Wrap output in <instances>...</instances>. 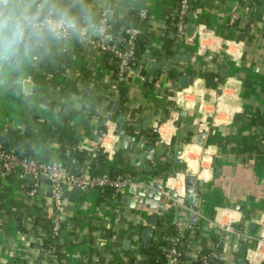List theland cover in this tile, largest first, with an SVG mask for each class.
I'll return each mask as SVG.
<instances>
[{
	"label": "crops",
	"instance_id": "1",
	"mask_svg": "<svg viewBox=\"0 0 264 264\" xmlns=\"http://www.w3.org/2000/svg\"><path fill=\"white\" fill-rule=\"evenodd\" d=\"M252 1L250 4L248 0H197L189 5L185 15L186 23H194V30L179 38L167 22L174 10V0H89L91 15L99 12L106 18L125 16L129 10L137 11L141 7L146 10L145 17L132 20L133 27L146 32L149 46L145 51L156 61V68L149 70V59L143 56L139 64L154 81L144 82L135 70L124 80L126 119L131 130L124 132L133 136L131 148H120L119 136L112 154L89 158L91 177L117 172L136 184L119 190L118 198L104 194L99 187H88L76 195L71 210L66 209L64 199L57 213L61 234L56 242L61 256L46 260L39 241L47 233L45 222L49 223L53 215L49 197H41L42 207L37 208L18 188L16 180H2L0 264H127V259L140 246L135 237L148 225L151 214L157 216L152 227L158 229L154 239H159L161 231L169 228L182 235L187 264L217 244L219 258L213 264H246L245 250L254 244L264 220V0L260 5ZM198 23L204 24L209 32L201 53L195 36ZM88 36L86 31L80 33L77 62L83 61L90 68L92 81L99 85L98 94L107 95L113 89L112 72L100 51L88 43ZM167 38L171 40L167 42ZM165 43L173 53L183 55L170 69L178 73L177 77L192 75L190 84L179 86L177 77H167L168 70L160 63V58L165 56L156 57ZM225 43L235 53L233 57L222 51ZM37 60L34 48L22 62L0 71V131L6 126L20 129L31 115L60 125L57 109L61 105L62 113H70L69 124L77 149L90 155L99 125L104 127L115 118L106 113L85 118L80 112L85 95L72 92L63 94L56 106L49 109L39 96L55 85L57 77L46 74L42 79V67ZM77 62L64 72L74 74L79 69ZM201 69L217 71L223 78L215 87H205L199 75ZM221 69L224 74L220 73ZM217 96L222 103L219 109L215 107ZM107 97L111 99L115 95ZM108 99L103 98L102 105ZM201 121L206 122V130L201 127ZM31 126L35 156L43 158L48 151L59 165L57 143L43 131H36L37 122ZM160 131L164 140L158 143ZM202 131L205 132L203 145L192 142L193 134ZM148 148L153 151L145 163L155 167L154 172L140 169L135 166V160L131 161L135 154ZM169 150L179 151L180 165L173 163ZM68 158L75 160L78 174L88 178L85 162L73 156ZM59 167L68 171L67 160ZM186 174L202 182L196 186L197 198L190 205L183 199ZM143 181L161 184L160 213L142 203L130 208L121 202L122 195L133 201L129 189ZM216 216L220 224L230 220L229 231L208 225ZM191 217L195 221L188 228ZM124 239L129 240L127 249L122 248Z\"/></svg>",
	"mask_w": 264,
	"mask_h": 264
},
{
	"label": "trees",
	"instance_id": "2",
	"mask_svg": "<svg viewBox=\"0 0 264 264\" xmlns=\"http://www.w3.org/2000/svg\"><path fill=\"white\" fill-rule=\"evenodd\" d=\"M190 4L197 2V0H190ZM255 5L262 4L263 0H253ZM248 3L251 4V0H248ZM60 6L68 11L69 16L72 18L73 27L69 29L68 34L65 37H48L44 42L35 47V55L38 58V64L42 67L41 78L46 77V74H49L52 78H56L55 85L43 95L39 96L41 101L49 108H53L59 102L60 97L65 93H77L85 95L84 104L80 108V112L85 116V118L90 117L91 115H100L106 113L111 118H115L116 115H122L123 121L121 124H116L117 127L123 128L124 131L130 132V128L127 124L126 113L127 108L125 106L126 99V86L124 80L128 78V74L119 79L115 74V59L112 53L108 50H99L104 62L108 61V65L111 69V78L113 83V89L107 92V95H100L97 92L99 85L92 81V74L90 68L84 66L83 61H78V52H79V37L81 33V27H83L82 16L91 15L92 7L89 4V0H60ZM176 8V0H174V10ZM172 13L168 16L167 22L174 31V22L175 15ZM102 13L97 12L96 14L91 15L92 20L97 22L98 19L102 16ZM138 17V11L129 10L128 14L125 16L110 17L106 18L109 27L107 32L110 38L116 37L117 35H126V29L133 27L132 21L134 18ZM186 21V20H185ZM110 39L109 42L112 41ZM133 48H134V63L133 69L136 73L146 76V72L140 66V60L143 57V53L146 48L149 46V41L147 38L146 32L138 29V32L133 35ZM171 39L167 38V42ZM163 51L161 54L156 55L157 58L160 55L169 57L173 54L172 49L169 47L168 43H165L162 47ZM73 62H77L79 69L74 72V74L65 73L64 69L70 67ZM192 73V71H189ZM176 72L172 69L166 71V75L169 78L175 79L177 77ZM200 77L203 78L205 87H215L217 82L220 81L223 76L220 75L217 71L212 70H200ZM37 76V75H36ZM147 77V76H146ZM31 78H34L31 76ZM48 78V77H47ZM46 78V80H47ZM152 75H149L148 78L143 79L146 83H151L154 81ZM40 80V78H39ZM46 83V82H45ZM115 95L114 98L107 97L108 95ZM103 98H109L106 105H102L101 101ZM112 103L116 104V109L113 113L110 111V106ZM109 109V110H108ZM57 112L60 114L61 123L60 125L55 123L47 122L46 120H37L35 115H31L29 118H26L22 127L20 129L11 128L6 126L3 130L0 131V147L7 151L9 154L15 156L19 159L34 160L38 162H48L52 161L50 157V152L46 151V154L43 158L35 156L33 150V131L31 124L37 122L38 126L36 131L41 130L46 133L51 140L57 143V155L61 159L60 166H64L65 161L68 157L73 156L79 162H85L84 168L88 172L89 176L92 175V161L89 160V153L82 152L76 147V140L71 134L72 126L69 124L70 113H62L61 105H58ZM62 115V116H61ZM102 125H99V131L103 129ZM98 131V132H99ZM94 175V174H93ZM108 178H127V176L120 175L115 172L108 176ZM2 180H16L18 188L21 190L27 189L30 185L28 178H23L22 180L18 179L17 173L14 170L4 171L3 175L0 176V183ZM21 183L24 184V187L21 188ZM1 185V184H0ZM103 190L104 194L110 196L113 195L114 198H118L119 192L115 191L113 188L108 186L99 187ZM99 189V190H100ZM102 195V194H101ZM2 195L0 194V198ZM100 199V195L98 196ZM43 198L35 197L32 202L37 208L42 207ZM41 203V204H40ZM33 205V204H32ZM50 222H45L46 226V235L40 238L39 244L41 252L45 255V259L51 257L59 258L61 255L58 253V244L56 240H53L48 235V228ZM176 232L175 229H164L161 231V236L165 233L164 237L159 239L150 240L147 246H138L134 256H131L127 259V264H166L164 259L165 248L167 247V239L169 236L173 235ZM167 235V236H166ZM166 236V238H165ZM180 240V252H181V261L182 264H187L184 260V249L182 246V235L179 238ZM53 247L51 252H48V249ZM218 260V259H217ZM217 260H206L207 264H213ZM191 264H203L200 260V257L197 260L193 261ZM261 264H264L261 263Z\"/></svg>",
	"mask_w": 264,
	"mask_h": 264
},
{
	"label": "built area",
	"instance_id": "3",
	"mask_svg": "<svg viewBox=\"0 0 264 264\" xmlns=\"http://www.w3.org/2000/svg\"><path fill=\"white\" fill-rule=\"evenodd\" d=\"M190 3V0H176V8L173 12L175 15L174 34L179 38L185 34V15ZM262 7L264 12V2ZM137 11L139 18L145 17L146 10L144 7L139 8ZM95 24L97 28V34H90L87 37V41L91 46H94L101 51L108 50L112 53L115 59V74L117 78L121 79L124 74L130 73L134 70V48L132 38L133 35L138 32V29L135 27H130L126 29L125 36L117 35L112 39L107 32L109 24L107 23L106 17L104 15H102L98 21L95 22ZM72 27L61 30L60 33L56 35V37H65L68 34L69 29ZM80 30L81 32L85 31L83 27H81ZM195 36L198 49H204L206 46L204 41L209 36V32L207 31V28H205L204 24L198 23L196 25ZM110 39H112L111 42H109ZM225 44L226 45L222 51L226 54H230L231 57H233L235 53L230 52L228 50L227 43ZM139 76L141 79L148 78L141 74H139ZM179 92H181L180 89ZM220 96L215 98V107L217 109L222 106ZM200 124L202 125L201 127L203 130L207 129L206 122L201 121ZM158 134L159 138L157 142L161 143L164 140V135L161 133V131L158 132ZM118 139L119 135L117 133L115 121L111 120L110 124L105 123L104 128L96 134L93 148L90 151V158L95 157L97 154H112L114 144L118 141ZM10 170H14L17 173L18 179L20 180L26 178V175H29L28 180L30 185L27 187V189H23V192L30 200H33L35 197H37V194L40 191V176H47L50 192L49 199L53 211L48 228V235L53 240L58 239L61 234L60 222L57 213L63 207L64 198L62 196V184H66L68 187L75 186L79 191H83L88 187L102 186H108L113 188L115 191H119L129 184H136L127 178H108L104 176L84 178L78 173L77 175L73 176L69 174L68 171L61 169L59 165L53 160L48 162H38L34 160L19 159L0 147V176L3 175L4 171ZM20 187L23 188L24 184L21 183ZM194 221L195 218L191 217L188 228L193 227ZM230 224V220L224 224H220L219 218L217 216L214 219L208 221L209 226L217 225L226 231H229L231 226ZM262 226L263 227L259 235L254 238V244L245 250L246 264H261L264 262V220L262 221ZM180 236L181 234L179 232H175L167 239V247L165 248L164 253L166 264H182L179 240ZM217 245H214L206 254L200 256V260L203 264H207V259L217 260L219 258ZM51 250H53V247H50L48 252H51Z\"/></svg>",
	"mask_w": 264,
	"mask_h": 264
},
{
	"label": "water",
	"instance_id": "4",
	"mask_svg": "<svg viewBox=\"0 0 264 264\" xmlns=\"http://www.w3.org/2000/svg\"><path fill=\"white\" fill-rule=\"evenodd\" d=\"M107 16V13H105ZM83 29L90 35L97 34V28L95 22L91 21V17L89 15L82 16ZM194 30V23L187 22L185 24V34L188 32H192ZM173 35V32L170 33ZM202 51L199 50L198 53ZM143 56L149 59L148 69L154 71L156 68V61L151 59V54L148 52H144ZM183 58V55L179 52L173 53L168 58L161 57L160 63L162 64V68L164 70H169L171 68L172 63L177 62L179 59ZM223 67V66H222ZM221 74H224L223 69L220 70ZM193 80L192 75H179L177 77V85L183 86L185 83L190 84ZM76 105V104H75ZM74 105V106H75ZM66 107V106H65ZM116 109V104H112L110 106V111L114 112ZM123 121L122 115H116L115 122L117 124H121ZM117 133L120 136V148L122 149H130L133 141V136L124 132L123 128H118ZM205 136V132L195 133L192 136L191 141L197 143L198 145H203V139ZM139 146V145H138ZM153 151V148H148L147 150L135 154L131 161L135 160V166L139 167L143 170H150L151 172L155 171V167L149 166L145 163L146 158L149 157L150 153ZM169 153H172L173 163L176 165L181 164V159L177 158L179 151L169 150ZM67 165L69 166V174L75 176L78 173V166L75 164V160L73 158L67 159ZM26 178H29V175H26ZM201 181L195 180V177L192 174H186L183 176V199L184 201L190 205L195 202L197 198L196 186H201ZM40 191L38 192V197H50L49 192V181L47 180L46 175L40 176ZM161 184L158 182L152 181H143L135 186H131L129 191L133 193L134 200L132 201L127 196L122 195L120 197L121 202L126 203L128 207L133 208L136 203H142L146 208L153 209L155 213H160L162 210L163 203L161 202V192H160ZM87 191V190H86ZM79 193L77 187L72 186L68 187L66 184H62V196L66 200L67 205L66 209L71 210L73 207V203L75 202L76 195ZM157 223V216L155 214H151L147 219V226H144L140 229L138 235L135 237L136 240H139L140 246H147L149 241L154 239V235L158 234V229H153ZM248 227L251 226V222H248ZM129 245V240H122V248L127 249Z\"/></svg>",
	"mask_w": 264,
	"mask_h": 264
},
{
	"label": "clouds",
	"instance_id": "5",
	"mask_svg": "<svg viewBox=\"0 0 264 264\" xmlns=\"http://www.w3.org/2000/svg\"><path fill=\"white\" fill-rule=\"evenodd\" d=\"M72 26L60 0H0V71L22 62L48 37Z\"/></svg>",
	"mask_w": 264,
	"mask_h": 264
},
{
	"label": "bare ground",
	"instance_id": "6",
	"mask_svg": "<svg viewBox=\"0 0 264 264\" xmlns=\"http://www.w3.org/2000/svg\"><path fill=\"white\" fill-rule=\"evenodd\" d=\"M186 150H187V148L184 147V148H183V154H185Z\"/></svg>",
	"mask_w": 264,
	"mask_h": 264
}]
</instances>
